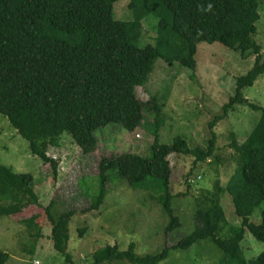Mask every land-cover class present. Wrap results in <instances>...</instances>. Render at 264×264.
Here are the masks:
<instances>
[{
    "label": "trees",
    "instance_id": "1",
    "mask_svg": "<svg viewBox=\"0 0 264 264\" xmlns=\"http://www.w3.org/2000/svg\"><path fill=\"white\" fill-rule=\"evenodd\" d=\"M120 0H0V115L5 117L32 154L48 164L54 181L58 162L49 155L60 137L68 136L85 155L97 149L95 132L116 125L134 133L152 129L151 155L133 153L101 157L98 164V192L88 209L97 211L106 197V183L115 174L129 187L154 190L160 196L169 222L165 235L182 225L172 207L173 155L193 157L194 165L212 159L218 137L214 129L229 118L237 106H246L260 116L242 145L231 147L238 154V167L229 184L197 199L192 230L174 245L188 249L198 241L214 243L220 258L216 264H264V249L246 259L242 241L247 230L264 244V209L260 221L251 216L264 202V108L250 102L244 91L264 73L261 46L254 40L261 0H129L130 21L115 20L114 4ZM158 21L154 43L141 46L143 22ZM199 42H220L242 56L254 55V64L236 80L235 96L223 106L222 113L208 124L210 138L205 150L190 148L182 137L171 144L160 142L162 104L156 96L148 102L138 98L136 89L150 81L159 59L179 63L194 70ZM154 122L144 124L145 114ZM189 190V185H188ZM232 197L241 225L219 234L226 221L221 197ZM55 203L44 209L51 223L50 238L67 264L68 223L75 211L55 216ZM34 178L17 174L0 164V216H22L39 210ZM31 219H23L29 226ZM85 227L79 229L82 235ZM36 239L42 237L37 228ZM135 243L120 250L106 245L92 253L89 264H160L170 250L140 255ZM9 254L0 250V264Z\"/></svg>",
    "mask_w": 264,
    "mask_h": 264
},
{
    "label": "rangeland",
    "instance_id": "2",
    "mask_svg": "<svg viewBox=\"0 0 264 264\" xmlns=\"http://www.w3.org/2000/svg\"><path fill=\"white\" fill-rule=\"evenodd\" d=\"M128 3L129 0H120L114 4L115 20L133 19ZM260 3L254 40L260 44L264 57V0ZM157 24L153 17L143 22L141 46L156 41ZM195 60V69L190 70L177 62L168 64L159 59L150 81L136 92L143 102L156 96L162 104L161 143L171 144L176 137H182L190 148L205 150L211 137L208 124L235 96L236 80L251 69L254 55L242 56L220 42H199ZM244 93L250 102L264 108V73ZM259 116V112L246 106H237L236 111L214 129L218 137L217 149L214 157L205 163L194 165L193 157L177 154L168 158L172 168V207L182 225L165 235L169 216L156 191L133 189L115 174L106 183V197L101 207L97 211H83L90 207L91 199L98 192L100 158L120 153L150 156L154 142L151 128H139L134 133L116 125L100 128L95 132L97 149L90 155L83 154L70 137H60L58 146L49 150V155L59 165L54 181L50 166L32 154L28 141L0 115V164L17 174L33 176L34 190L42 207L18 217L0 216V250L9 254L3 264H67L50 238L52 225L44 209L51 202L55 203L52 210L55 216L65 211L76 212L68 223L66 249L73 264H89L93 251L98 248L117 244L120 250H125L129 243H135V251L140 255L168 247L170 254L160 264H216L220 252L210 241H198L188 249H178L174 245L192 230L197 199L213 193L217 185L226 187L235 175L238 154L231 144L236 141L242 145ZM153 122V116L146 113L144 124ZM221 206L226 221L219 235L227 237L230 229L240 226L242 220L236 215L228 194L221 197ZM262 209L264 202L251 216L252 222L260 221ZM32 216L35 218L29 222L31 228L23 219ZM82 227L85 231L80 235ZM37 228H41L42 233L39 239L35 237ZM242 246L246 259L264 249V244L249 230Z\"/></svg>",
    "mask_w": 264,
    "mask_h": 264
}]
</instances>
